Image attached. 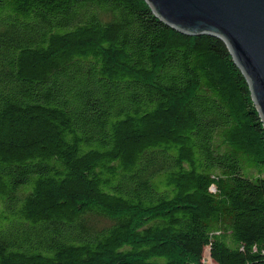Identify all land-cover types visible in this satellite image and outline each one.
Masks as SVG:
<instances>
[{
  "label": "trees",
  "instance_id": "1",
  "mask_svg": "<svg viewBox=\"0 0 264 264\" xmlns=\"http://www.w3.org/2000/svg\"><path fill=\"white\" fill-rule=\"evenodd\" d=\"M264 264V127L226 44L145 0H0V264Z\"/></svg>",
  "mask_w": 264,
  "mask_h": 264
},
{
  "label": "water",
  "instance_id": "2",
  "mask_svg": "<svg viewBox=\"0 0 264 264\" xmlns=\"http://www.w3.org/2000/svg\"><path fill=\"white\" fill-rule=\"evenodd\" d=\"M164 23L220 38L244 76L264 127V0H145Z\"/></svg>",
  "mask_w": 264,
  "mask_h": 264
},
{
  "label": "rangeland",
  "instance_id": "3",
  "mask_svg": "<svg viewBox=\"0 0 264 264\" xmlns=\"http://www.w3.org/2000/svg\"><path fill=\"white\" fill-rule=\"evenodd\" d=\"M203 262L205 264H214L213 261L210 259L207 248L204 249L203 253Z\"/></svg>",
  "mask_w": 264,
  "mask_h": 264
}]
</instances>
